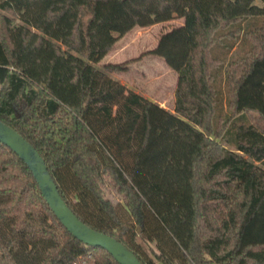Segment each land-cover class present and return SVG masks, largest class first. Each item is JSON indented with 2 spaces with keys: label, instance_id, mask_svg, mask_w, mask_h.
I'll list each match as a JSON object with an SVG mask.
<instances>
[{
  "label": "trees",
  "instance_id": "trees-1",
  "mask_svg": "<svg viewBox=\"0 0 264 264\" xmlns=\"http://www.w3.org/2000/svg\"><path fill=\"white\" fill-rule=\"evenodd\" d=\"M254 1L0 0V121L39 153L74 215L141 264H264L254 164L264 163V0ZM172 15L182 23L147 51L176 72L170 112L108 75L129 61L96 64L134 26ZM239 32L249 48L225 66L220 115L212 50ZM0 264H118L62 226L1 142Z\"/></svg>",
  "mask_w": 264,
  "mask_h": 264
},
{
  "label": "rangeland",
  "instance_id": "rangeland-1",
  "mask_svg": "<svg viewBox=\"0 0 264 264\" xmlns=\"http://www.w3.org/2000/svg\"><path fill=\"white\" fill-rule=\"evenodd\" d=\"M254 3L258 4V0ZM4 13V12H3ZM7 15L13 23L18 21L11 16ZM262 17L248 18L242 22V27L249 29L260 23ZM182 23V18L172 15L168 20L152 22L145 26H134L127 33L122 35L116 40L112 48L100 59L96 66H100L103 63H119L123 61H129L127 69L123 72H111L108 75L125 85L131 90L140 93L145 98H151L161 101L166 107L173 109V91L176 82V72L166 66L162 60L158 57L147 53L148 50L153 48L159 35L172 27H175ZM233 29V28H232ZM228 32V29H224L222 34ZM230 45L229 48L224 45ZM63 48V46H61ZM249 48V41L246 40L242 32L232 38L223 37L222 44L213 48V55L221 60V65L215 71L217 77V84L219 85L220 102L218 107V113L224 115L227 113L226 105L224 101V81L223 74L226 64L241 56ZM253 112H246V116L252 121ZM210 138L219 142L224 148L233 150L232 145L225 140L215 138L213 135H208ZM257 166L264 170V163L254 162ZM105 196L114 203H121V197L116 194L112 188L105 184L103 186ZM215 218V214H213ZM136 240L141 246L150 254V248H153L152 244H148L137 237Z\"/></svg>",
  "mask_w": 264,
  "mask_h": 264
},
{
  "label": "water",
  "instance_id": "water-1",
  "mask_svg": "<svg viewBox=\"0 0 264 264\" xmlns=\"http://www.w3.org/2000/svg\"><path fill=\"white\" fill-rule=\"evenodd\" d=\"M0 142L24 162L49 208L74 238L86 245L98 246L106 250L118 264H141L122 243L105 233L90 228L74 215L61 199L39 153L18 132L1 121Z\"/></svg>",
  "mask_w": 264,
  "mask_h": 264
},
{
  "label": "crops",
  "instance_id": "crops-1",
  "mask_svg": "<svg viewBox=\"0 0 264 264\" xmlns=\"http://www.w3.org/2000/svg\"><path fill=\"white\" fill-rule=\"evenodd\" d=\"M128 88V87H127ZM128 89H130V88H128ZM131 90V89H130ZM133 92H135V93H137L136 91H134V90H132ZM140 94V93H139ZM141 95V94H140ZM142 96V95H141ZM147 99H149V100H151V101H153V102H155V103H157L159 106H161V107H163L164 109H166L167 111H170V112H172L173 111V109H170V108H168V107H166L165 106V104L164 103H162L161 101H159V100H156V99H151V98H147ZM173 104V103H172Z\"/></svg>",
  "mask_w": 264,
  "mask_h": 264
}]
</instances>
